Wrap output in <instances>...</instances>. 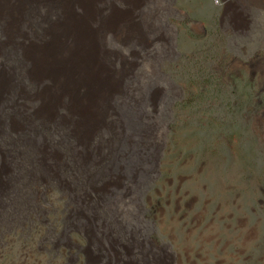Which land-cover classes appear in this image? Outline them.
Returning a JSON list of instances; mask_svg holds the SVG:
<instances>
[{
    "label": "rangeland",
    "instance_id": "obj_1",
    "mask_svg": "<svg viewBox=\"0 0 264 264\" xmlns=\"http://www.w3.org/2000/svg\"><path fill=\"white\" fill-rule=\"evenodd\" d=\"M262 98L264 0H0V264H264Z\"/></svg>",
    "mask_w": 264,
    "mask_h": 264
},
{
    "label": "bare ground",
    "instance_id": "obj_2",
    "mask_svg": "<svg viewBox=\"0 0 264 264\" xmlns=\"http://www.w3.org/2000/svg\"><path fill=\"white\" fill-rule=\"evenodd\" d=\"M81 19L77 20L78 28L75 26L78 37L77 44L63 47V57L56 56L50 49L44 51V64L50 71L62 72L68 66L79 67L80 82L84 83L88 88L83 96V99L93 100L97 91L105 89V82L102 75V69L99 60H97V52L93 38L89 36L82 28ZM62 46H59L60 49ZM64 58V59H60ZM64 73V72H63ZM95 85V90H94ZM84 87V88H85Z\"/></svg>",
    "mask_w": 264,
    "mask_h": 264
},
{
    "label": "flooded vegetation",
    "instance_id": "obj_3",
    "mask_svg": "<svg viewBox=\"0 0 264 264\" xmlns=\"http://www.w3.org/2000/svg\"><path fill=\"white\" fill-rule=\"evenodd\" d=\"M252 94H254V93H252ZM251 103L253 102V95H251ZM259 103H260V105H262V107L263 108H261V109H259V113H264V98H262V99H259ZM253 115V114H252ZM254 116V115H253Z\"/></svg>",
    "mask_w": 264,
    "mask_h": 264
}]
</instances>
